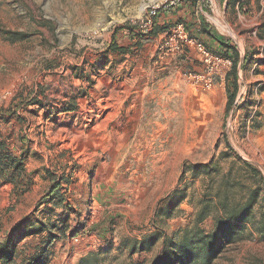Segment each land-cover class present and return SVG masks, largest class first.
Instances as JSON below:
<instances>
[{
  "label": "rangeland",
  "instance_id": "rangeland-1",
  "mask_svg": "<svg viewBox=\"0 0 264 264\" xmlns=\"http://www.w3.org/2000/svg\"><path fill=\"white\" fill-rule=\"evenodd\" d=\"M202 1L207 22L249 57L229 110L230 61L212 70L193 44L129 38L126 26L144 34L148 7L170 0H0V140L29 181L15 190L0 178V241L56 221L59 206L37 204L61 182L67 236L47 264H152L165 241L215 237L229 223L238 234L208 264H264V0ZM177 191L185 199L159 217ZM20 238L17 262L41 241ZM202 249L193 264H207Z\"/></svg>",
  "mask_w": 264,
  "mask_h": 264
},
{
  "label": "trees",
  "instance_id": "trees-1",
  "mask_svg": "<svg viewBox=\"0 0 264 264\" xmlns=\"http://www.w3.org/2000/svg\"><path fill=\"white\" fill-rule=\"evenodd\" d=\"M175 5L170 2L162 6L156 16L152 19L151 27L144 30V34L137 33L138 26H126L125 29L129 31V38L131 40L137 39L139 36L142 38H157L164 33H169L173 28L182 25L188 34L189 39L201 43L212 54L231 62V70L225 77L226 93H227V109L229 110L236 102L240 92V64L245 67L249 61V57L241 56L239 48L233 42L224 36L218 34L216 30L207 22L203 13L207 12L206 2L202 0H175ZM181 5V6H179ZM229 6H234V3L228 2ZM179 6L178 10L175 7ZM200 8L202 9L200 11ZM170 11L168 15L167 12ZM181 13V15H180ZM138 34V35H137ZM139 37V38H140ZM140 38V39H142ZM141 41H136V46H141ZM109 52L115 54L126 55L129 51L124 48L111 44ZM264 64V61H263ZM67 111H72L69 109ZM229 149L231 146L227 143ZM249 169H253L251 165L245 163ZM256 174L258 171L253 169ZM0 178L5 182L12 184L15 190H27L29 188V181L27 179V170L22 156L14 153L8 145L0 140ZM28 181V183H26ZM61 182H54L51 190L44 196L37 204V210L45 205H57L61 208V213L56 221L36 222L28 225L22 223L15 227L13 233L5 240L0 241V264H47L49 257V250L52 244L57 240L65 239L67 236V224L69 216L67 211L71 210V206L67 204L64 196L61 194ZM180 191L174 192L168 199L167 206L158 211V216L162 217L165 211H172L177 208L181 200ZM247 210H251V204ZM247 215V213L245 214ZM245 215L240 218L239 222H245ZM206 217L198 218L201 223ZM245 218V219H244ZM264 219V212H263ZM28 227L25 233H22L23 228ZM240 226L231 223L220 227L217 236L207 237L196 234L192 240H186L182 244L174 241H165L162 255L159 259L155 260L152 264H193L191 260H197L193 255L197 254L193 251L195 247H202L204 254L203 258L207 264L213 260L218 251V242L220 240H230L233 236L238 234L236 231ZM22 234L20 241L28 237H41L40 244H38L32 253L20 256V261L17 262L18 244L14 241L15 236ZM214 238V239H213ZM134 254V253H132ZM131 254V255H132ZM79 264H83L79 263Z\"/></svg>",
  "mask_w": 264,
  "mask_h": 264
},
{
  "label": "built area",
  "instance_id": "built-area-1",
  "mask_svg": "<svg viewBox=\"0 0 264 264\" xmlns=\"http://www.w3.org/2000/svg\"><path fill=\"white\" fill-rule=\"evenodd\" d=\"M203 2V1H202ZM171 5H175V0L170 1ZM165 5V4H164ZM162 5V6H164ZM161 6V7H162ZM160 6H151L148 7V12L145 18V21L142 23V28L147 30L151 27L152 19L156 16L158 10L161 8ZM201 11V9H200ZM167 39V44L177 43L181 45V40L185 43H190L195 46L197 51L202 55L205 64L213 70V68H219L222 65H228L230 62L228 60H224L211 52H209L201 43L196 42L195 40L189 39L188 34L186 33L184 27L182 25H178L173 28L169 33L165 34ZM181 46L177 45L176 49L180 50ZM211 87L210 81L206 82V88L209 89ZM240 96H238L237 101Z\"/></svg>",
  "mask_w": 264,
  "mask_h": 264
},
{
  "label": "bare ground",
  "instance_id": "bare-ground-1",
  "mask_svg": "<svg viewBox=\"0 0 264 264\" xmlns=\"http://www.w3.org/2000/svg\"><path fill=\"white\" fill-rule=\"evenodd\" d=\"M144 6L142 7V10H144ZM226 30L228 31L229 29L226 28ZM110 102L111 99H106V100H100V102L98 103V108L102 111V112H106V111H111V106H110ZM113 109V108H112ZM116 113V111H115ZM115 113H109V115L107 116V118L105 119V123L109 122L113 117H115ZM100 115V114H99ZM179 147H177L178 149Z\"/></svg>",
  "mask_w": 264,
  "mask_h": 264
},
{
  "label": "crops",
  "instance_id": "crops-1",
  "mask_svg": "<svg viewBox=\"0 0 264 264\" xmlns=\"http://www.w3.org/2000/svg\"><path fill=\"white\" fill-rule=\"evenodd\" d=\"M170 1H172V0H170ZM216 1H219L220 3H221V2H222V3H225L227 0H216ZM179 6H181V5H179ZM179 6L175 7V9L178 10V9L180 8ZM167 14L169 15V14H170V11H168ZM180 15H181V13H180ZM165 34H166V33L160 35L159 37H161V36H163V35H165ZM157 38H158V37H157ZM157 38H154V39H157ZM222 85H223V80H222L221 86H222ZM169 90H172L173 92H178V91H176V90H174V89H169ZM224 91H225V94H226V97H227L225 80H224Z\"/></svg>",
  "mask_w": 264,
  "mask_h": 264
}]
</instances>
